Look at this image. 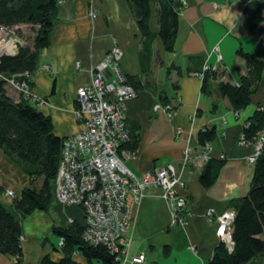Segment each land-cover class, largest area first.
<instances>
[{
  "label": "crops",
  "instance_id": "crops-1",
  "mask_svg": "<svg viewBox=\"0 0 264 264\" xmlns=\"http://www.w3.org/2000/svg\"><path fill=\"white\" fill-rule=\"evenodd\" d=\"M185 1L173 51L166 52L157 38L155 56L144 70L139 58L141 34L126 0H58L50 45L41 52L31 81L33 95L44 103L30 104L50 117L57 137L66 138L83 128L74 117L77 89L90 85L92 69L109 49L114 45L121 49L122 73L139 82L137 96L125 101L126 123L138 145L123 158L124 165L136 176L172 166L184 183L186 199L183 223L173 222L172 207L156 188H148L141 202L132 207L129 257L143 254L142 264H208L222 242L215 233V216L232 210L230 202L247 194L253 175V165L247 160L253 144L242 142V131L245 121L264 106V83L250 104L237 113L220 96L217 84L221 80L239 84L246 66L236 55L238 49L262 58L264 54L249 30L242 0ZM258 1L264 10V0ZM157 11L152 3L153 30L158 27ZM205 63L216 67L218 74L208 81L209 94L202 93V78L197 76ZM44 64L49 70L43 69ZM7 93L18 102L15 91L8 88ZM204 128L216 132L207 160L197 142ZM210 159H223L224 165L214 184L205 189L199 177ZM28 184L29 178L0 148L4 192L11 190L19 196ZM13 200L0 195V202L9 209H13ZM208 209L214 215L207 216ZM16 214L22 233L20 264H40L47 254L54 260L60 258L51 240L55 236L52 228L65 227L70 217L76 224L83 222L78 208L54 204L48 212L34 211L25 218ZM75 260L86 264L82 256ZM0 264H15V259L0 254ZM246 264H264V255Z\"/></svg>",
  "mask_w": 264,
  "mask_h": 264
},
{
  "label": "trees",
  "instance_id": "trees-1",
  "mask_svg": "<svg viewBox=\"0 0 264 264\" xmlns=\"http://www.w3.org/2000/svg\"><path fill=\"white\" fill-rule=\"evenodd\" d=\"M136 20L141 34L139 58L142 69L149 66L155 56L154 41L159 38L166 52H172L178 29V15L182 5L178 0H126ZM243 10L251 34L258 41L260 52L264 54V10L258 0H242ZM152 3L158 7L157 30L151 28ZM58 0H0V25L30 26L36 28L30 45L19 48L14 56H3L0 60V148L11 160L16 161L28 178L29 184L13 200V209L0 202V254L13 257L16 264L21 263V224L22 218L34 211L48 212L53 205V184L60 159L63 139L53 132L49 116L44 115L28 101L16 102L6 89L5 77L30 72L38 67L40 54L50 45V34L55 24ZM236 55L246 66L238 85L229 80H221L217 91L226 98L234 112L244 110L264 83V58L238 49ZM217 71H211L202 78L201 91L209 94L208 81L217 78ZM223 76L224 74L221 73ZM126 84L138 90L139 82L126 77ZM176 87V86H174ZM264 135V106L257 108L243 127L244 143L253 144L258 135ZM216 138L214 128H204L197 134L200 148ZM138 139L130 132L129 140L121 146L122 150L133 152ZM224 160H208L199 180L209 189L218 177ZM41 180L39 187L34 184ZM4 193L0 185V195ZM234 211L230 236L231 250L219 242L208 264H246L252 258L264 255V148L253 164V175L247 194L230 202ZM52 233L64 239L63 246L54 251L60 258L54 260L45 255L40 264H81L73 259L79 251L86 264H118L114 256L102 246L86 245L82 239V226L72 224L52 228Z\"/></svg>",
  "mask_w": 264,
  "mask_h": 264
},
{
  "label": "built area",
  "instance_id": "built-area-1",
  "mask_svg": "<svg viewBox=\"0 0 264 264\" xmlns=\"http://www.w3.org/2000/svg\"><path fill=\"white\" fill-rule=\"evenodd\" d=\"M185 4L186 1L181 0L182 8ZM91 15L95 16L94 13ZM25 45L16 26L0 25V60L3 56L16 55ZM121 57V49L114 45L92 69L90 85L76 91L74 116L83 128L63 138L53 184V204L62 208L75 207L82 212L81 239L86 245L104 247L118 264H142L143 254L129 257L132 207L141 202L148 188H156L171 205L173 222L183 223L186 199L182 193L184 183L172 166L136 176L124 165L123 158L131 153L121 149L130 138L125 101L136 97L138 91L126 84L119 65ZM42 67L49 70L48 64ZM211 71H217V68L205 63L197 76L203 78ZM32 76L27 71L4 79L6 85L16 89L24 99L35 100L38 98L32 92ZM166 114L171 116L168 107ZM262 148L264 135L260 134L247 158L250 164L255 163ZM208 149L209 144L200 149L203 159L207 160ZM3 196L15 198L16 194L8 190ZM214 213L213 209H208L206 215ZM234 215L233 210H228L215 216V233L229 250L232 248L230 229ZM67 222L71 224L74 220L70 217ZM63 242L60 237L57 248L60 249ZM80 256L81 253L76 251L73 259Z\"/></svg>",
  "mask_w": 264,
  "mask_h": 264
},
{
  "label": "rangeland",
  "instance_id": "rangeland-1",
  "mask_svg": "<svg viewBox=\"0 0 264 264\" xmlns=\"http://www.w3.org/2000/svg\"><path fill=\"white\" fill-rule=\"evenodd\" d=\"M17 30H18V34L20 35L21 38H23V41L26 43V45H30L31 44V41H32V38L35 35L36 28L32 29L30 26L21 25V26H18L17 27ZM32 77H31V81H32ZM8 88H10L11 90L15 91V93L17 94V96L19 98L18 101L25 100V101H28L29 103L32 101V102H35L36 104H43V102H44V100H42V99H35V100L34 99H31V98L24 99V97H22L16 89L12 88L11 86L6 85V89H8ZM74 112H75V110H74ZM12 162L21 170L20 165L16 161L12 160ZM40 183H41V180H36V182H35L34 185L36 187H39ZM6 191H8V190H6ZM5 192L3 193V195L5 194ZM54 213L55 214H58L56 211ZM66 223H67L66 226H70L72 224H76L75 222H72L71 224H69L68 222H66ZM59 238L60 237H57L56 235L51 238L52 243L55 245V247H57ZM97 264H99V263H97Z\"/></svg>",
  "mask_w": 264,
  "mask_h": 264
},
{
  "label": "clouds",
  "instance_id": "clouds-1",
  "mask_svg": "<svg viewBox=\"0 0 264 264\" xmlns=\"http://www.w3.org/2000/svg\"><path fill=\"white\" fill-rule=\"evenodd\" d=\"M237 19V18H236ZM235 27H236V25H235Z\"/></svg>",
  "mask_w": 264,
  "mask_h": 264
}]
</instances>
